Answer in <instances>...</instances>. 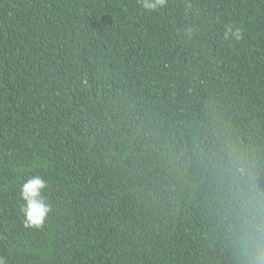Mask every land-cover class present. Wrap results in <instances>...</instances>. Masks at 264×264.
<instances>
[{"label":"trees","instance_id":"16d2710c","mask_svg":"<svg viewBox=\"0 0 264 264\" xmlns=\"http://www.w3.org/2000/svg\"><path fill=\"white\" fill-rule=\"evenodd\" d=\"M0 257L264 264V0H0Z\"/></svg>","mask_w":264,"mask_h":264},{"label":"clouds","instance_id":"9594fccd","mask_svg":"<svg viewBox=\"0 0 264 264\" xmlns=\"http://www.w3.org/2000/svg\"><path fill=\"white\" fill-rule=\"evenodd\" d=\"M166 0H139L140 7L148 13L156 11L165 5ZM225 39H241V30L233 25H228L224 31ZM47 180L40 175H32L24 180L19 187L21 200L24 202L20 208L23 224L26 228H41L52 206L45 195ZM0 264H6L4 257H0Z\"/></svg>","mask_w":264,"mask_h":264}]
</instances>
